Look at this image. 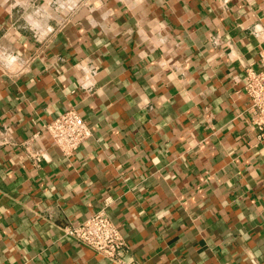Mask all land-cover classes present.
Listing matches in <instances>:
<instances>
[{
  "label": "crops",
  "instance_id": "0c3cea01",
  "mask_svg": "<svg viewBox=\"0 0 264 264\" xmlns=\"http://www.w3.org/2000/svg\"><path fill=\"white\" fill-rule=\"evenodd\" d=\"M264 0H0V264H264ZM69 107L64 155L40 125ZM105 206L112 261L65 235Z\"/></svg>",
  "mask_w": 264,
  "mask_h": 264
},
{
  "label": "built area",
  "instance_id": "2783aa9c",
  "mask_svg": "<svg viewBox=\"0 0 264 264\" xmlns=\"http://www.w3.org/2000/svg\"><path fill=\"white\" fill-rule=\"evenodd\" d=\"M244 89L255 111L252 121L257 136L264 138V72L252 66L246 67ZM42 132L49 135L51 143L64 155H71L92 136L89 124L73 107L42 123L33 135L38 136ZM62 229L65 235L112 261H119L126 247L124 238L106 213L105 206L91 212L77 224L69 222L63 225Z\"/></svg>",
  "mask_w": 264,
  "mask_h": 264
}]
</instances>
